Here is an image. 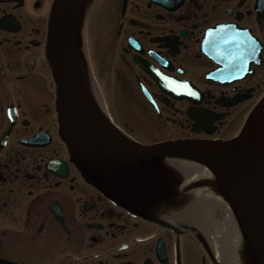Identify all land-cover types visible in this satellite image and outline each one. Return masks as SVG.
Wrapping results in <instances>:
<instances>
[{
  "label": "flooded vegetation",
  "instance_id": "af4514ba",
  "mask_svg": "<svg viewBox=\"0 0 264 264\" xmlns=\"http://www.w3.org/2000/svg\"><path fill=\"white\" fill-rule=\"evenodd\" d=\"M159 2L93 0L85 36L92 23L105 64L101 87L86 43L87 81L138 143L233 138L264 94V0ZM51 3L0 0V264H215L217 205L114 201L70 162L47 63Z\"/></svg>",
  "mask_w": 264,
  "mask_h": 264
},
{
  "label": "water",
  "instance_id": "95a60500",
  "mask_svg": "<svg viewBox=\"0 0 264 264\" xmlns=\"http://www.w3.org/2000/svg\"><path fill=\"white\" fill-rule=\"evenodd\" d=\"M87 2L54 0L48 20L47 57L57 87L59 133L71 161L85 178L116 196L143 194L147 184L141 180L158 171L164 157L201 163L230 209L248 264H264V97L230 141L150 146L130 141L111 127L88 95L77 65Z\"/></svg>",
  "mask_w": 264,
  "mask_h": 264
},
{
  "label": "bare ground",
  "instance_id": "6f19581e",
  "mask_svg": "<svg viewBox=\"0 0 264 264\" xmlns=\"http://www.w3.org/2000/svg\"><path fill=\"white\" fill-rule=\"evenodd\" d=\"M264 132V130H263ZM166 165L173 171L180 182L178 196H193L222 206L221 223L214 235L216 244L213 248L219 264H248L247 250L232 214L218 192L210 173L195 162L182 158H167Z\"/></svg>",
  "mask_w": 264,
  "mask_h": 264
},
{
  "label": "rangeland",
  "instance_id": "374dc122",
  "mask_svg": "<svg viewBox=\"0 0 264 264\" xmlns=\"http://www.w3.org/2000/svg\"><path fill=\"white\" fill-rule=\"evenodd\" d=\"M89 27H90V29L88 28L87 32H86V37H85V41L86 42L84 41V43L85 44L87 43V46H88V49H89V52H90V56L92 57V60H93L92 62H93V65H94V70H95L94 72H95V75H96L97 82H100L101 87H102L103 73H104V71L102 69V66H104L105 62L102 63V61H101V53H100V50H99V42L97 41L99 36H97L96 37L97 40H95V42H93L92 41V37H93L92 36V31L94 33V30L92 29V23L89 24ZM99 56H100V58H99ZM101 79H102V81H101ZM139 138L144 140V141H147V142H153V141H157L158 139L164 138V136L163 135L140 136ZM217 211H218V220H214V221H218V225H219L221 223L220 213L222 215V211H224V209H223L222 206L218 205ZM212 230H213V228L210 231H208V233H207V235L211 238V240H212V236L215 235V233ZM218 264H219V261H218Z\"/></svg>",
  "mask_w": 264,
  "mask_h": 264
}]
</instances>
